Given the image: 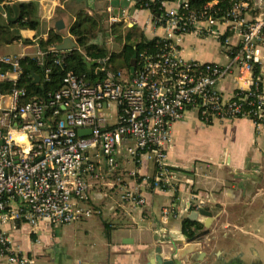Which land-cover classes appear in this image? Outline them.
Returning <instances> with one entry per match:
<instances>
[{"label":"built area","instance_id":"obj_1","mask_svg":"<svg viewBox=\"0 0 264 264\" xmlns=\"http://www.w3.org/2000/svg\"><path fill=\"white\" fill-rule=\"evenodd\" d=\"M116 1L126 4L108 8L109 43H116L112 27L119 24L140 27L149 43L136 52L133 74L130 68L114 69L109 55L96 62L101 81L90 83L68 71L59 91L30 99L19 83L22 58L0 57V63L10 66L0 81L11 86L0 93V257L9 264L34 263L17 250L5 226L17 229L22 223L38 232L41 225L68 226L99 214L89 207L86 176L101 183L118 175L121 159L135 165L152 162L155 176H143L139 184L177 193L167 157L173 127L187 113H196L206 126L238 119L252 120L258 132L264 126V61L256 55L258 47L264 49V10L253 0H196L200 7L192 6V0ZM223 1L229 7L221 6ZM188 37L217 40L228 62L186 58ZM44 55L39 47L40 65ZM232 75L237 87L227 99L220 84ZM105 111L110 117L116 113L115 121L99 114ZM80 130L92 133L80 137ZM126 174L139 177L136 168ZM120 190L122 202L145 207L146 198L137 188ZM170 218H179L174 208L163 211V219Z\"/></svg>","mask_w":264,"mask_h":264},{"label":"crops","instance_id":"obj_2","mask_svg":"<svg viewBox=\"0 0 264 264\" xmlns=\"http://www.w3.org/2000/svg\"><path fill=\"white\" fill-rule=\"evenodd\" d=\"M30 1L39 5L40 26L37 31L23 29L19 34L23 39L32 41V44L16 42L23 52L4 56L36 58L39 52L38 40L47 39L50 30L56 29L57 22L62 21L65 25L64 31H58L63 39L73 40L70 27L78 13L85 11L90 16H96L91 10L95 6L94 0H19ZM253 1L257 4V0ZM105 2V11H101V14L106 13L105 22L111 5L118 8L126 4L116 0ZM257 7L264 10V0ZM4 13L6 18V9ZM140 25H143V19ZM237 41V37H234V46ZM199 47L206 49L210 56L201 62L222 65L228 62L220 43L214 39L188 37L183 45L184 56L199 60L192 56ZM256 55L264 61L262 47L256 49ZM261 75L264 81V68ZM236 87L235 75L220 84V90L227 99L233 97ZM173 137L174 143L168 150L167 161L172 167V179L178 188L175 194L148 190L139 184L143 176L153 177L156 174L154 164L146 160L135 165L121 159L118 175L106 177L101 183L92 182L86 176L91 184L89 207L99 211L95 215H102L99 202L105 199L112 201L110 219L116 222L104 223L105 255H99L88 248L84 257L74 260L49 244L56 227L46 224L41 225L38 232L22 223L17 225V229L5 226L4 230L16 243L17 250L30 256L34 264H147L157 257L156 250L159 247L162 248L161 257L167 258L187 243L182 221L190 219L196 207L201 206L200 210L209 209L213 215L209 230L204 226L203 231H207V235L203 241V253L193 256L190 261L177 264H264V126L258 132L250 119L217 121L206 126L201 124L196 113L189 112L183 121L174 125ZM252 163L255 165L252 171H246ZM134 168L139 174L136 179L126 174ZM242 174L251 177L241 179ZM107 184L117 188L113 190ZM120 188H137L146 198L145 207L136 208L122 202ZM168 208H174L179 218L164 220L163 211ZM205 221V217L199 216L195 222L204 225ZM88 224L89 220L86 219L68 226L77 228L85 225L86 231ZM46 234L49 235L47 238ZM0 264L9 263L0 257Z\"/></svg>","mask_w":264,"mask_h":264},{"label":"trees","instance_id":"obj_3","mask_svg":"<svg viewBox=\"0 0 264 264\" xmlns=\"http://www.w3.org/2000/svg\"><path fill=\"white\" fill-rule=\"evenodd\" d=\"M13 4L19 5L21 15L16 23H8L4 17V9ZM191 4L192 6L195 5V7L202 5L196 0H192ZM221 6L224 8L229 7L228 1H223ZM99 24V19L90 16L85 11H80L76 21L70 27V34L75 38L77 44V48L72 51L60 52L57 50L58 45L62 44L64 39L56 29L50 30L47 39L38 40L40 49L45 53L43 65H40L36 58L30 56L23 57L20 62L22 73L19 83L27 88L30 99H42L50 92L59 91L63 87V78L68 71H73L90 83L101 81L103 73L99 71L100 64L96 63L95 66L89 68L84 62V57L91 62H97L110 55L112 67L116 70H124L131 67L130 64L134 54L149 44L146 42L140 27L136 25L128 27L124 24H119L114 25L112 31L116 35V41L122 44V48L118 52H109L103 46L92 42L93 34ZM39 26L38 3L34 1L0 0V47L12 45L16 42H22L26 45L32 44V41L23 39L19 31L23 29L37 31ZM59 59L61 60V65L56 64ZM9 70V65L0 63V74ZM47 70L50 71L48 79L46 78ZM257 72L258 68L256 69ZM32 73L40 76V83H33ZM10 88L11 86L8 82L0 81V93L7 92ZM182 225L183 233L188 240L194 239L204 230L203 224L187 218L182 221Z\"/></svg>","mask_w":264,"mask_h":264},{"label":"rangeland","instance_id":"obj_4","mask_svg":"<svg viewBox=\"0 0 264 264\" xmlns=\"http://www.w3.org/2000/svg\"><path fill=\"white\" fill-rule=\"evenodd\" d=\"M95 6H92V11L96 13L95 18L99 19L100 24L97 30L93 34L92 42L97 43L104 48L108 49L109 52H118L122 48V44L116 41L115 44H110V33L108 31V24L106 21V13L101 14V11H105L106 2L105 0H94ZM101 19V20H100ZM120 29V27H118ZM120 44V45H119ZM22 49L19 47L18 43L3 46L0 48V55H17L22 53ZM206 49L199 47L196 52L192 54L194 58L197 57L200 61H205L207 55ZM108 112L105 111L102 114L107 120L115 121L116 113L110 117ZM112 201L105 199L103 202H99V207L102 209V215H94L89 218L88 230L85 231V225H79L77 228L73 226H61L54 228L52 239L49 240V244L52 247H56L63 253H67L69 256L73 257L74 260L77 258L84 257L86 249L89 248L91 251H96L99 255H105L107 253L106 248L103 246L105 242V234L103 230L104 223L116 222L110 219ZM48 234L45 235L47 238ZM45 238V239H46ZM44 239V242L47 240Z\"/></svg>","mask_w":264,"mask_h":264},{"label":"water","instance_id":"obj_5","mask_svg":"<svg viewBox=\"0 0 264 264\" xmlns=\"http://www.w3.org/2000/svg\"><path fill=\"white\" fill-rule=\"evenodd\" d=\"M257 4L261 5L262 0H257ZM6 10H7L6 13L7 22L16 23L21 15L19 5L18 4L10 5L6 7ZM134 12H135V8H132L130 15L133 16ZM55 28L57 29V31H64L65 25L62 21H59L57 22ZM76 45L77 44L71 38H66L62 44L58 45L57 50L60 52L72 51L76 49ZM84 62L89 68L96 65V62L94 61L90 62L86 57H84ZM130 65H131L130 72L131 74H133L136 66V54H134ZM31 78L34 84H38L41 81L40 76L35 73L31 74ZM91 133H92L91 130H80L78 132V135L80 137H85V136H90ZM254 166H255L254 164L250 166L248 165L245 170L250 172L252 171ZM248 177L250 178L251 175L242 174L240 178L246 179ZM199 216H203L206 218V221L204 222V226L206 230H209L211 226V220L213 219L212 213L209 211V209H204V210H200L199 212H192L189 218L193 221H197ZM206 235H207V231H202L194 239L192 240L187 239V243L183 247L177 249L173 253H170L167 258L164 256L161 257L162 248L159 247L156 250L157 257L154 260L152 259L149 260V263L147 264H177L178 262L190 261L193 256L203 253V241Z\"/></svg>","mask_w":264,"mask_h":264},{"label":"bare ground","instance_id":"obj_6","mask_svg":"<svg viewBox=\"0 0 264 264\" xmlns=\"http://www.w3.org/2000/svg\"><path fill=\"white\" fill-rule=\"evenodd\" d=\"M137 29H139V28H137Z\"/></svg>","mask_w":264,"mask_h":264}]
</instances>
